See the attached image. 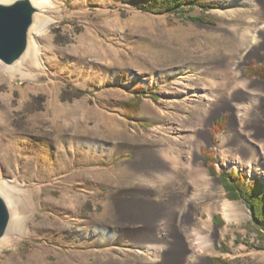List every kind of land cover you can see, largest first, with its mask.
<instances>
[{"label": "rangeland", "instance_id": "rangeland-1", "mask_svg": "<svg viewBox=\"0 0 264 264\" xmlns=\"http://www.w3.org/2000/svg\"><path fill=\"white\" fill-rule=\"evenodd\" d=\"M208 1L214 7L203 13L205 19L191 21L143 12L127 0H52L54 6L41 12L49 20L31 34L38 61L26 60L27 76L0 61V194L14 212L0 264H134L129 252L136 251L152 257V251L116 242L121 227L108 216L103 198L134 188L129 163L139 144H184L187 134L188 147L203 141L201 155L216 156L217 173L210 172L206 157L204 166L221 186V201L235 208L197 211L220 230L214 238L207 232L212 243L204 250L205 264L217 256L233 264H264V240H258L249 210L227 197L218 177L220 169H234L264 186L261 164H248L243 156L235 161L219 148L222 136L239 132L233 102L248 91L246 84H233L228 98L218 101L206 126L209 137L200 128L212 89L200 63L237 52L246 57L244 77L264 86L254 73L264 65V46L254 47L264 27L251 26L252 47L239 48L228 33L232 26L249 27L241 14L250 8L238 0ZM201 14L193 9L186 16ZM219 25L224 31L213 34ZM244 102L252 104L250 98ZM244 124L251 121L244 118ZM154 198L161 199L160 192ZM184 240L191 242L189 236ZM105 248L112 249L110 256L86 262L77 253Z\"/></svg>", "mask_w": 264, "mask_h": 264}, {"label": "bare ground", "instance_id": "bare-ground-1", "mask_svg": "<svg viewBox=\"0 0 264 264\" xmlns=\"http://www.w3.org/2000/svg\"><path fill=\"white\" fill-rule=\"evenodd\" d=\"M238 1L247 4L251 10L241 14L242 21L249 24V27L235 29V26H232L228 38L239 48H250L253 44L248 35L251 26L264 27V0ZM31 2L38 12L34 13L33 22L28 28V47L10 66L14 68L12 73L18 72L21 77L27 76L25 68L28 58L34 63L38 61V48L31 34L44 27L49 20V17L41 15L42 9L54 6L52 0ZM223 31L224 28L219 25L211 32L220 35ZM259 37L260 39L255 40L254 47L264 46V32L259 33ZM237 55V52H232L200 63V71L212 88L206 94L207 101L202 111L200 128L205 132V137H209L206 126L209 125L212 110L219 104L218 101L224 96L225 99L228 98V90L233 84L240 83L242 88L246 84L248 91L243 97L234 98L233 102V115L239 122V132L222 136L219 148L221 154L224 151L227 154L230 152V157L235 161L240 162L245 157L248 164H261L260 171L264 174V107L261 106L264 94L259 92L264 86L257 78L248 81L244 77L241 65L246 57ZM250 84L254 86L251 87ZM245 98H250L252 104L244 105ZM244 118L249 119L251 125L244 124ZM189 126L196 127V124L191 122ZM185 137L184 144H180L176 139H173V145H170L167 139L139 144L129 163L135 182L134 188L116 196L106 194L103 198L108 216L121 227L122 234L115 238L116 242L123 245L135 244L146 253L153 252L152 257L142 256L144 251L129 252L136 258L134 264H205L204 250L212 243V238L207 232L213 231L214 238L220 230L212 224L210 217L203 218L197 211L209 213L212 208L218 206H221L223 212L235 210L227 201H221V186L217 178L212 177L204 166L205 159L200 152L203 141H195L188 147V134ZM153 185H158L160 191L152 187ZM158 192L161 199L154 198ZM7 204L11 219L6 234L0 239V245L9 235L14 218L10 202L7 201ZM81 232V240L85 241L86 229L81 228ZM109 234L106 232L104 237ZM188 236L191 242L184 240ZM111 251V248H105L100 251L90 249L77 253L86 262L93 255L108 257ZM185 253H189L188 256Z\"/></svg>", "mask_w": 264, "mask_h": 264}, {"label": "trees", "instance_id": "trees-1", "mask_svg": "<svg viewBox=\"0 0 264 264\" xmlns=\"http://www.w3.org/2000/svg\"><path fill=\"white\" fill-rule=\"evenodd\" d=\"M133 6L143 12L152 14H173L188 18L191 21H203L204 12L214 7V3L208 0H127ZM200 9L199 16H186L188 11ZM254 73L264 82V65L256 67ZM222 122L221 119L216 122ZM214 124V123H212ZM207 164L212 174L217 173L215 164L217 158L213 152L204 153ZM219 181L222 183L226 195L229 199L242 200L251 215V223L256 229L258 240H264V186L259 179L248 181L240 172L234 169L227 172L220 169L218 171ZM213 221L222 224L219 216L213 217ZM264 249V245H259ZM211 264H233L228 260L217 256L211 259Z\"/></svg>", "mask_w": 264, "mask_h": 264}, {"label": "water", "instance_id": "water-1", "mask_svg": "<svg viewBox=\"0 0 264 264\" xmlns=\"http://www.w3.org/2000/svg\"><path fill=\"white\" fill-rule=\"evenodd\" d=\"M36 12L31 0L0 2V61L4 64H14L26 51L28 28ZM10 219L7 200L0 194V239L6 234Z\"/></svg>", "mask_w": 264, "mask_h": 264}]
</instances>
